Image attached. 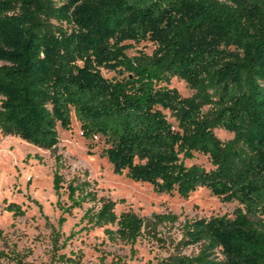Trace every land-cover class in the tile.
Instances as JSON below:
<instances>
[{
  "label": "trees",
  "instance_id": "16d2710c",
  "mask_svg": "<svg viewBox=\"0 0 264 264\" xmlns=\"http://www.w3.org/2000/svg\"><path fill=\"white\" fill-rule=\"evenodd\" d=\"M45 15L70 28L50 30ZM144 40L156 46L151 55L127 53L126 41ZM170 72L198 99L169 86ZM200 101L216 108L204 112ZM74 114L86 139L104 140L116 174L159 193L187 198L205 187L238 202L234 216L188 221L184 240L199 254L166 264H264V0H0V128L55 151L58 126L70 129ZM217 126L234 138L220 140ZM197 153L213 167L193 162ZM85 185L70 184L72 205L100 202L87 215L124 241L176 221L117 214ZM7 210L24 214L16 203Z\"/></svg>",
  "mask_w": 264,
  "mask_h": 264
},
{
  "label": "rangeland",
  "instance_id": "374dc122",
  "mask_svg": "<svg viewBox=\"0 0 264 264\" xmlns=\"http://www.w3.org/2000/svg\"><path fill=\"white\" fill-rule=\"evenodd\" d=\"M42 21L52 31L70 28L52 15H45ZM126 42L132 44L127 50L132 57L142 52L151 55L156 47L149 40ZM103 74L112 77L115 72L103 69ZM167 79L184 98L198 99V91L178 74L170 72ZM200 103L207 113L216 108L214 103ZM58 130L60 143L51 151L7 135L0 128V264H166L178 255L199 254V244L184 240L188 221L234 216L239 206L237 201L225 202L212 195L205 187L185 198L178 193L156 192L151 184L134 181L125 173L116 174L103 153L104 140L86 139L75 114L70 129L59 125ZM214 131L223 142L234 138L226 128L217 126ZM196 156L193 162L213 167L207 155ZM56 172L61 177L59 193L54 188ZM72 182H88L85 188L96 191L98 200L115 201L117 214L134 211L148 221L155 214H170L176 221H165L156 228L151 224L136 242L124 241L107 232V227H115L99 226L87 215L88 209L99 207L100 202L87 199L72 205ZM11 203L19 204L24 214L7 210ZM69 206L71 211H65Z\"/></svg>",
  "mask_w": 264,
  "mask_h": 264
}]
</instances>
